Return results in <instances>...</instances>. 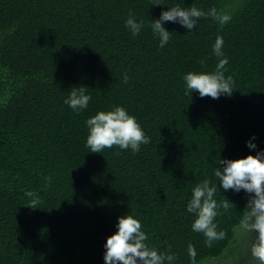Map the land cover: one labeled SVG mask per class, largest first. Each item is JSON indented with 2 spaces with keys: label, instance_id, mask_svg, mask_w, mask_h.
Masks as SVG:
<instances>
[{
  "label": "trees",
  "instance_id": "trees-1",
  "mask_svg": "<svg viewBox=\"0 0 264 264\" xmlns=\"http://www.w3.org/2000/svg\"><path fill=\"white\" fill-rule=\"evenodd\" d=\"M174 6L232 19L201 17L192 31L167 22L160 48L150 24ZM130 13L144 22L137 36L125 27ZM217 37L232 95L186 93V73L213 72L223 58ZM73 87L92 97L80 113L64 103ZM115 106L150 143L90 152L85 121ZM253 137L264 150V0H0V264H105L106 239L127 214L174 264H258L255 233L240 223L243 191H217L233 205L220 209L226 235L211 247L185 210L204 179L219 187L220 159L255 155Z\"/></svg>",
  "mask_w": 264,
  "mask_h": 264
},
{
  "label": "clouds",
  "instance_id": "clouds-1",
  "mask_svg": "<svg viewBox=\"0 0 264 264\" xmlns=\"http://www.w3.org/2000/svg\"><path fill=\"white\" fill-rule=\"evenodd\" d=\"M162 11L158 19H153L150 27L159 38V47L164 48L170 40V31L164 25L167 22L179 24L188 31L196 28L201 17L211 16L221 26L227 24L231 19V13L217 11L213 8L205 13L203 10L181 7H167ZM133 36L140 34L144 27L143 21H137L130 13L125 21ZM224 40L217 37L213 46V52L217 57H223L216 65L213 72H188L184 75V87L186 93L198 92L201 98L208 96L212 99H219L221 95L231 96L234 88V81L231 76L224 75L225 66L228 63L227 57L222 51ZM128 82L127 75L124 76V83ZM92 97L86 93L84 88L73 87L64 103L76 113L88 108ZM85 124L88 129L86 147L92 153H101L105 149L118 146L121 150H131L138 153L141 145L150 143V138L145 134L141 125L134 115L122 106H115L109 111H98L89 117ZM255 137L246 142L250 151L255 155H247L239 159H220L219 165L214 171L218 183L213 184L210 180L204 179L191 190V199L186 204V212L195 216L191 229L196 233H202L205 237V244L211 247L214 241L225 238L226 233L218 230L216 218L221 214L220 209L227 210L231 205L227 202H218L217 191L225 192L231 190L235 193L243 191L247 194L246 212L244 219L240 222L241 227L248 233H255V241L251 245V256L258 262L264 264V150H257L258 146L252 142ZM32 197L33 193H27ZM38 202L33 200V203ZM230 202V203H229ZM33 209L38 207H31ZM116 231L107 237L104 244L105 264H174L176 256L170 252H161L147 243L148 235L143 230L141 221L133 215L127 214L118 217L115 225ZM188 255L191 260L197 256L196 249L189 245Z\"/></svg>",
  "mask_w": 264,
  "mask_h": 264
}]
</instances>
